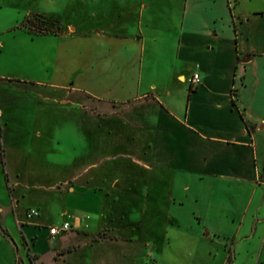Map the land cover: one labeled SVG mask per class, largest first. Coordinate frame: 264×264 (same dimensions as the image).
<instances>
[{
  "label": "crops",
  "instance_id": "1",
  "mask_svg": "<svg viewBox=\"0 0 264 264\" xmlns=\"http://www.w3.org/2000/svg\"><path fill=\"white\" fill-rule=\"evenodd\" d=\"M106 16L108 23L103 27L78 32L74 26L73 35H49L74 45L73 51L67 44V50L59 53L57 67L67 54L66 70L83 69L88 58L82 48L87 46L91 55L107 49L122 56V61L106 66L111 78L105 91L89 90L83 84L77 85L78 90L97 104L107 103L113 109L116 104L128 106L123 111L130 122L125 123L151 134L146 147L138 146L144 158H134V163L154 171L158 182L169 178L173 201L178 185L186 199L193 198L194 214L210 236L225 244L254 243L257 233H264V0H129ZM120 23L117 32L108 31ZM154 47H160L164 55L171 54L180 66V70L173 67L170 78L161 84L149 74L144 76L145 56ZM130 54L141 58L140 76L134 85L128 79ZM98 61H89L97 72ZM195 73L200 75L197 86L190 83ZM178 84L184 88L177 99ZM44 87L66 90L67 85L0 79L1 230L8 228L11 218L19 225L14 210L20 212L24 194L17 196L8 167L14 153L32 152L34 144L44 138L33 127L37 118L26 111L24 103L26 95L40 94ZM90 114L103 119L118 115L98 110ZM98 136L96 130L92 150H99ZM131 141L137 144L134 137ZM85 173L76 177L75 193H99L100 188H89L93 178L89 171ZM99 194L111 193L105 189ZM73 214L85 230L80 214ZM22 228L28 241L38 236L39 245L46 238L44 228ZM16 242L20 252L23 245H30ZM11 247L14 252L13 243ZM235 261L236 255L232 264Z\"/></svg>",
  "mask_w": 264,
  "mask_h": 264
},
{
  "label": "rangeland",
  "instance_id": "2",
  "mask_svg": "<svg viewBox=\"0 0 264 264\" xmlns=\"http://www.w3.org/2000/svg\"><path fill=\"white\" fill-rule=\"evenodd\" d=\"M126 1L129 0H0V79L67 85L66 90L44 87L40 94L26 95V111L37 118L33 127L40 129L44 138L34 144L32 152L14 153L9 163L16 194L24 197L20 212L14 210L19 225L11 218L8 228L0 229V264H232L235 255V264H261L264 233L259 231L254 243L237 244H225L223 239L210 236L194 214L193 198L186 199L178 185L173 201L169 178L158 182L154 171L134 163V158H144L139 148L146 147L151 134L125 123L130 122L123 111L128 106L116 104L113 109L107 103L97 104L78 90L77 85L83 84L89 90L105 91L111 78L106 66L123 57L107 49L98 56L91 55L87 46L82 48L88 58L83 69L66 70L67 54L58 67L56 63L67 44L70 52L74 50L73 42L67 40L66 44L29 30L54 31L56 25L51 22L63 25L58 35H73L74 26L78 32L103 27L108 23L105 15L118 11ZM120 27L121 23L108 31L117 32ZM160 51V47H154L144 62V76L149 74L158 84L170 78L171 70H180L171 54ZM91 59H98L103 69L93 70ZM140 60L138 54L127 58L132 85L140 76ZM176 88L178 99L184 86L178 84ZM92 110L118 115L103 119L91 116ZM96 130L98 151L91 146ZM86 170L93 178L89 188L109 189V196L99 194L101 191L75 193L76 177L86 175ZM33 209L39 216L28 220L25 215ZM73 213L80 214L86 231ZM63 222L72 227L56 237L49 236V228ZM29 225L44 228L42 236L46 229V238L39 245L38 236L26 239L22 226ZM16 241L30 245H23L20 252Z\"/></svg>",
  "mask_w": 264,
  "mask_h": 264
},
{
  "label": "built area",
  "instance_id": "3",
  "mask_svg": "<svg viewBox=\"0 0 264 264\" xmlns=\"http://www.w3.org/2000/svg\"><path fill=\"white\" fill-rule=\"evenodd\" d=\"M200 82V75L198 73L193 74L192 78L190 79V83L193 86H197L198 83ZM39 216L38 211L36 210H30V212L26 215L27 219L32 220L36 217ZM72 226L70 225L69 222H64L60 226H54L49 228V234L51 237H56L58 234L61 232H67Z\"/></svg>",
  "mask_w": 264,
  "mask_h": 264
},
{
  "label": "trees",
  "instance_id": "4",
  "mask_svg": "<svg viewBox=\"0 0 264 264\" xmlns=\"http://www.w3.org/2000/svg\"><path fill=\"white\" fill-rule=\"evenodd\" d=\"M43 18H45V17H43ZM51 24L56 25V30H54V31H40V30H38V28H36V29L29 28V30H30V32L39 36V35H58L59 32H61L64 29L63 25L59 22H57V23L51 22ZM192 91H193V89L191 88L190 92H192ZM6 178H7V181H9L7 175H6ZM29 258H31V257L29 256ZM30 261H32L31 263H33L32 259Z\"/></svg>",
  "mask_w": 264,
  "mask_h": 264
}]
</instances>
